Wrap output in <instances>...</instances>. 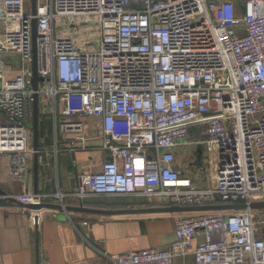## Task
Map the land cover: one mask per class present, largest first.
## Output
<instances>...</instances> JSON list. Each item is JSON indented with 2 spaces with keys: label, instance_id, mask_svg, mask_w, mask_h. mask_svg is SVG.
Here are the masks:
<instances>
[{
  "label": "built area",
  "instance_id": "obj_1",
  "mask_svg": "<svg viewBox=\"0 0 264 264\" xmlns=\"http://www.w3.org/2000/svg\"><path fill=\"white\" fill-rule=\"evenodd\" d=\"M33 18L36 72L44 79L36 92L54 121L62 108L52 151L57 133L73 135L70 151L96 141L111 160L99 173L73 175L69 193L7 197L61 207L65 199L124 194L170 207L264 202V0H36L35 16L30 0H0V156L20 181L33 155ZM73 114L100 118V136L87 140L83 124L67 118ZM193 125L214 166L210 160L209 171L188 177L174 169V149ZM208 172L214 184L195 185ZM21 209L33 228L45 210ZM255 211L257 222L249 208L175 212L167 249L106 258L173 264L191 254L195 264H264V210Z\"/></svg>",
  "mask_w": 264,
  "mask_h": 264
},
{
  "label": "crops",
  "instance_id": "obj_2",
  "mask_svg": "<svg viewBox=\"0 0 264 264\" xmlns=\"http://www.w3.org/2000/svg\"><path fill=\"white\" fill-rule=\"evenodd\" d=\"M59 106L56 107L55 121L52 114H48V117L39 115L42 124L39 151L42 152L39 153L38 161V192L54 193L59 190L69 193L75 189L73 175L99 173L103 163L108 161V156L95 149L96 143H87L84 149L70 151L69 140L73 139V135L57 133V153L52 151L51 143L43 150L41 140L46 130L50 136L45 140L51 141L52 133L54 143L55 127L62 118V108L60 106L59 112ZM67 118L83 124V135L87 140L100 136V118L88 117L84 121L76 114ZM189 133L186 143L174 149L173 167L181 175L191 177L200 167H211L210 160L212 166L214 163L206 153V147L201 144L205 139L201 135V127L193 125ZM2 160L4 164H0V188L9 195L33 192V155L28 183L26 178L23 181L11 179L7 162L4 157ZM206 177L205 180L196 181L195 185L201 188L212 186L214 175L208 172ZM64 202L65 206H81L91 212L69 213L45 209L35 230L30 225L28 213L23 209L0 207V264H110L106 255L150 248L167 249L175 241L172 212H141L170 207L159 204L156 199L125 194L90 195L81 202L74 199H65ZM47 204L59 206L54 200ZM97 211L104 214L95 213ZM195 244L196 241L193 247ZM173 264L195 263L189 254L174 257Z\"/></svg>",
  "mask_w": 264,
  "mask_h": 264
},
{
  "label": "water",
  "instance_id": "obj_3",
  "mask_svg": "<svg viewBox=\"0 0 264 264\" xmlns=\"http://www.w3.org/2000/svg\"><path fill=\"white\" fill-rule=\"evenodd\" d=\"M30 7H31V14L35 16L36 14V0H30ZM32 81L31 86L33 91L35 92L33 95V102H32V112H31V124L29 126L31 132V148L33 151V165H32V178H33V193H37L38 187V150L40 148L39 144V136L42 134V124L39 121L40 115V108H39V96L37 94L38 84L43 82L44 79L39 77L36 72V20L35 18L32 19ZM107 160H111L108 157ZM30 174L27 175V183L29 181ZM74 181V180H73ZM7 194L4 190L0 188V207H19L25 209H55V210H64L65 212L69 213H88L91 212L88 209L83 207H73V206H64L61 207L50 205V204H42L39 206L34 205H24L17 202L15 199L11 197H7ZM81 202V201H80ZM247 208L251 210H264V202H255L251 203L250 205H245L241 203L237 204H226V205H204V206H196V207H169V208H155V209H147L141 212L147 213H160V212H172V213H194V212H214V211H224V212H234V211H242L246 210ZM97 214H104L102 212H95ZM37 221V220H35ZM37 229V225L35 226V230Z\"/></svg>",
  "mask_w": 264,
  "mask_h": 264
},
{
  "label": "rangeland",
  "instance_id": "obj_4",
  "mask_svg": "<svg viewBox=\"0 0 264 264\" xmlns=\"http://www.w3.org/2000/svg\"><path fill=\"white\" fill-rule=\"evenodd\" d=\"M236 5H237V3H235ZM40 88L43 90L44 88H45V85L44 84H41L40 85ZM39 108H40V116H42V117H48V110H49V103L45 100V97H44V95H42V94H40L39 95ZM58 111L60 112V106H59V108H58ZM43 113V114H42ZM84 121H87V119L86 118H82ZM51 134V141H46L45 140V138L47 137L48 138V136H50L49 135V133H48V130H46V134L44 135V137H42V140H41V142H42V147H43V150H45V149H47V147H48V145H49V143H51V144H53V135H52V133H50ZM60 137H62V136H60ZM96 141H93L92 143H95ZM31 143H32V139H30V143H29V145L31 146ZM97 143H98V141H97ZM99 145V144H98ZM75 146H76V148H77V150H80V144H75ZM51 147V146H50ZM3 158V157H2ZM2 158H0V164L1 165H3L4 163H3V160H2ZM73 172H75L74 170H73ZM264 213V212H263ZM252 214H253V216H252V220L254 221V222H257L258 220H259V218L261 217L262 218V216H261V214L258 212V211H255V210H253V212H252Z\"/></svg>",
  "mask_w": 264,
  "mask_h": 264
}]
</instances>
